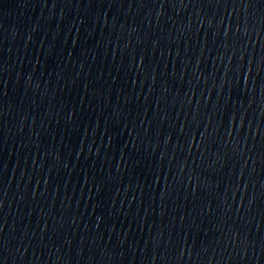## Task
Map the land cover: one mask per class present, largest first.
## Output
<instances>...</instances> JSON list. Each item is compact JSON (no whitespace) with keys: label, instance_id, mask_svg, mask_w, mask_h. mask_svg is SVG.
I'll return each instance as SVG.
<instances>
[{"label":"water","instance_id":"water-1","mask_svg":"<svg viewBox=\"0 0 264 264\" xmlns=\"http://www.w3.org/2000/svg\"><path fill=\"white\" fill-rule=\"evenodd\" d=\"M0 264H264V0H0Z\"/></svg>","mask_w":264,"mask_h":264}]
</instances>
